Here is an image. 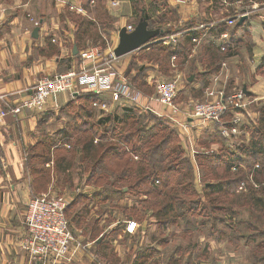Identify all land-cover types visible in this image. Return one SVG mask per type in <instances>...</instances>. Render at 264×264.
<instances>
[{
    "label": "crops",
    "instance_id": "crops-1",
    "mask_svg": "<svg viewBox=\"0 0 264 264\" xmlns=\"http://www.w3.org/2000/svg\"><path fill=\"white\" fill-rule=\"evenodd\" d=\"M77 9L84 13H78ZM142 16L147 17L151 30L170 33L154 42L171 49L166 62L174 75L170 80L178 79L180 83L177 75L187 73L188 86H191L187 93L196 92V96L185 97L180 109L188 111L187 107L205 100L207 88L213 79H218L217 89L225 95L241 91L251 102L250 117H262L264 0H0V112L5 113L0 117V264H41L20 248L25 235L23 216L33 196L25 156L33 145L44 113L59 111L68 103L70 95L58 96L41 112L13 114L11 109L29 98L39 79L81 69L80 54L90 46L104 54L113 52L119 42V31L129 26L135 28ZM229 19L235 20L233 26L227 25ZM224 25L227 28H222ZM35 29H38L36 37L33 36ZM192 29L199 30L196 43L193 39L191 42L182 39ZM224 33L228 34L226 43L230 44L226 58L216 73H210L211 56L221 52L220 37ZM189 45L192 48L184 51ZM139 50L124 57L125 75L140 93L139 104L160 113L162 107L151 100L159 81L153 85L152 94L148 93L147 85L142 93L132 83L136 77L131 67L133 58L137 67L144 65L149 86L158 68L147 59L139 60ZM177 56L181 57L180 61ZM96 97L98 102L93 104L99 111H103L99 108L101 103L107 104L109 113L136 106L130 100L114 101L107 92ZM78 244L79 247L74 246L76 253L70 264H98L90 244ZM160 260V263L167 262V258Z\"/></svg>",
    "mask_w": 264,
    "mask_h": 264
},
{
    "label": "rangeland",
    "instance_id": "rangeland-1",
    "mask_svg": "<svg viewBox=\"0 0 264 264\" xmlns=\"http://www.w3.org/2000/svg\"><path fill=\"white\" fill-rule=\"evenodd\" d=\"M92 48L94 47L90 46L88 49ZM124 57L125 56L120 60H123ZM173 76L174 75L171 74V71L165 64L162 69L160 68L158 70L157 68V72L153 73V77L155 78L151 83L152 86H149L145 78V89L148 86V93L152 94L154 88L153 85L155 83L158 81H168ZM177 76H179V88L181 89L178 94L179 99L177 100V105L179 106L185 102V97L188 94L190 96H196V92L193 91L187 93V90L191 87L187 85V73H183V76ZM195 76L197 77V75ZM79 105L80 104L74 102L70 109L63 112L61 111V113L55 111L50 115L49 119L37 129L34 134L33 145L39 143L41 146L37 149L35 148L33 151L35 155L33 159L35 161L31 165L36 173H32V176H30L31 179L32 177L34 179L35 175V183L39 188L35 195L50 193L65 197L69 203H72L66 214L70 221L69 227L73 238L78 243L90 244L91 249L97 254H95V257L97 256L98 264H130L133 261L132 256L135 255L136 251L139 252L141 257L146 256L144 257L146 260L142 264H149L150 260H152L151 264H164L160 263V259L167 258L168 260V255L176 248L175 245L184 247L180 252L185 251L184 249L186 246L187 248H190V257L193 260L192 264H249L248 258H250V247L241 244L237 245L232 241H228V237L223 234L226 232L228 233L227 227L229 226L230 220L233 224V222L237 223L241 219H246L247 212L239 207L240 212H244V214H240L237 211V208H233L232 210H236V213H238L236 218L232 215V218H230L231 213L228 211H223L221 213V215H224V219L221 218L222 221H224L223 224L227 227L224 228L219 224L217 226L218 233L214 235H210L209 231H206L209 228L208 226L212 223L204 218L201 211H196V214L190 217L193 224L188 227V230L186 229L187 225H185L182 220H177L174 224L169 222L163 226V228L159 229L156 224L152 223L154 221L152 218L149 217L148 219V213H146L147 218L143 223L139 224V220L135 216H133L132 220H129L128 216L130 209L137 207L138 212H143L145 206L143 204L139 205V202L145 201L142 194L148 186H141L137 192V189L134 191H128L127 188L124 187L127 185L126 183L117 184L116 188L124 187L122 189V195L117 194L116 190L104 189L100 186L102 184H109L108 186L115 185H112V182L116 178L112 171L119 173L121 172L119 171L120 169L127 167L125 161H122V157H119V161L116 159L107 160L105 166H103L105 168L98 169L100 175H95L89 180L91 173L89 163L88 165L82 164L79 160L81 155L76 153L77 148L73 151L70 149V146L76 143L80 145L82 143L80 140L85 135L89 134L86 133V131L84 132L85 127H88V125L85 124L83 120L76 121L74 117ZM190 107L191 106H189V108L187 107V109L190 110ZM138 109H140L139 115L142 118L141 125L144 126L146 132L153 127L161 128V132L156 137V142H159L160 139L170 133L169 127L163 118H159L156 115L154 116V114L149 115L152 113L146 111L145 106H141V108ZM251 110V106L246 108L243 113L244 119L242 118L243 120L241 121L238 132L233 136H223L218 132L219 127H216L213 124H204L192 130L191 146L195 153L197 152L196 154L194 153L195 155L191 153L190 146L188 147L186 143H183L182 141L180 142L176 139L179 141L180 145L177 152L181 151V154L176 158L179 163L182 162L183 165L182 169L180 168V172L174 175V180H172L171 183L173 182L174 185V183L182 181L183 184H187L192 194L190 198L195 202L204 203L207 195H211L204 190V184H212L214 182L222 183L223 181H228L230 176L233 177V175L227 176L224 173L225 164L212 163L213 156H217V154L219 155L221 151L229 152L232 156L231 159L234 166H241L245 169V176L248 179L251 178V174H248L249 170L246 169L247 167H245L244 162H246V159L247 161H250L249 158H251L252 155L250 153L243 154L241 152L246 150L251 144L252 132L258 127L257 124L260 121L257 117V119H252L250 117ZM95 111L99 112L97 109H95ZM119 111L120 109H117L110 113H104L106 115L115 114L116 116L119 115ZM89 121H92V126L94 120L92 119ZM106 127H108V125ZM176 140L173 138L168 144L175 148L177 147ZM96 141H98L97 136L95 137L94 142ZM54 143H56V145H54ZM126 148L129 147L126 145ZM47 150L50 153V155H48L49 161L43 164L40 159L44 160V155ZM126 153L130 155L128 156L130 157L128 159V166L132 172L129 174V178H132L136 174L137 168H139L138 165L140 160L133 153L129 151ZM198 153L205 158H201L200 156L197 157ZM172 157L174 158V156ZM57 158H62L63 161L59 162L56 166L55 161H57ZM69 160H71L70 170L66 173L61 172L60 170L66 166L63 162ZM228 162L229 165H233L231 161ZM228 162H226V165H228ZM256 163L258 164L259 161L254 164L256 165ZM129 178H124L122 181ZM158 184L159 183L156 181L154 186L159 187L160 185ZM227 189L228 192L226 194L227 196H225L226 199L222 196H218L217 199H215V203L220 202V205L222 206L227 205V199L229 200L227 197H229V194L234 191L232 188V192H230L228 186ZM236 191L246 193L247 189L245 182H242L236 188ZM208 198L211 199V197ZM172 215H174V211L172 212ZM147 219L149 221H146ZM131 221L140 226L139 229V226L137 225L140 233L138 231L130 237L125 234V228ZM204 221H206V225L204 224ZM203 225H205L206 230H203ZM197 226H200L201 229L197 230ZM147 229L149 232H147ZM99 241L101 245L97 246L96 244H98ZM160 242L165 243V249L156 246ZM148 243H154L152 248L153 251L149 252L146 250L145 246ZM138 247L141 249L139 248L140 250H135ZM158 247L159 249H157Z\"/></svg>",
    "mask_w": 264,
    "mask_h": 264
},
{
    "label": "trees",
    "instance_id": "trees-1",
    "mask_svg": "<svg viewBox=\"0 0 264 264\" xmlns=\"http://www.w3.org/2000/svg\"><path fill=\"white\" fill-rule=\"evenodd\" d=\"M147 20V17H144ZM157 29H162L161 26H157ZM222 28H227L225 25ZM163 30V29H162ZM199 31V30H197ZM195 30H190L189 32L185 33L184 38L186 41L191 42V40H195L198 36V32ZM167 32H161L160 35L152 40L149 44L144 46L139 50L140 55L138 56L139 60L145 61V59L155 63L158 66V70L163 68L166 64L168 57L171 56V49L169 47L163 46L161 43H154L155 40L159 38H165L168 36ZM174 36V34H173ZM154 43V44H153ZM230 44L222 42V46H224L225 50L221 52L218 51L216 54L211 56L213 59V63L210 64L211 70L210 73L217 72V68L219 67L220 63L226 58V52L228 46ZM192 45H189L188 48L184 47V51L191 49ZM157 53V54H156ZM178 58L180 61L181 57ZM131 67L136 72V77L133 78L132 83L134 86L139 89L142 93L145 90V72L146 69L144 65L138 66L136 65L135 59L131 63ZM213 67V68H212ZM203 75H201L202 77ZM188 85V84H187ZM96 95L87 92H79L77 95L70 96V100L66 105L60 107L59 113L61 111H65L70 109L73 106V103L80 104L77 108V113L74 114L76 121H81L88 125L85 127L84 132L89 133L85 135L80 141L82 142L80 145L78 143L70 146L71 151L77 148V154L81 155L79 159L80 162L84 165H88L90 168V178H93L95 175L99 176L100 172L98 171L99 168H105L107 160H118L119 157H122V161H125L127 167H123L120 169L119 173L112 171L113 175L116 176L112 185L108 186L106 184H102L104 189H111L116 190L117 194L122 195V189L125 187L128 191H134L139 188L146 187V190L143 192V197L145 201L139 202L143 204L145 207L143 208V212H138L137 207L130 209L128 219L132 220L133 216L138 218V222L143 223V221L147 218L146 213L149 214V217L152 218L154 221L153 224H156L159 229L163 228L166 224L176 223L177 220H182L188 230V227L192 226V221L190 219L191 216L196 214V211H201L203 213L204 218H206L212 224L208 226L209 228L206 230V221H204L203 230L205 229L207 232L209 231L210 235H214L218 233L217 226L220 224L222 227L226 228L223 224L224 215H221L223 211H228L230 214V218L234 216L237 217V211L240 214H244L240 212V209H244L247 212V217L244 220H239L237 223L233 224L229 223L228 233H223L228 237V241H232L237 245H246L249 246V257L248 262L249 264H264V113L261 112L262 117H260V121L257 124L256 131L252 132L251 139L252 142L248 146L246 150L241 151L243 154L250 153L252 155L250 161L244 162L246 169L249 170L248 174H251V178H247L245 176V169L241 166H234V163L231 159V154L229 152H220L217 156H213L212 163L214 164H225L224 166V173L230 176L228 181H223L222 183H212V184H204V190L209 192L211 195H207V198L204 203L195 202L192 196L188 185L183 184L182 181H178L177 183L173 182L174 175L180 172V168L182 169L183 163L177 160V156L181 154V151H178L180 148L179 141L181 142V138L178 135L177 131L173 129L171 126L167 124L169 127L170 133L160 139L159 142H156V137L161 132L160 127H153L152 129L147 130L146 132L144 126L141 125L142 118L140 117V109L138 108H131L125 107L121 108L119 111V115L110 114L106 115L103 111H95L94 107L92 106L93 103L98 102L96 99ZM179 99V98H178ZM177 103V102H176ZM263 109V108H262ZM119 110V109H118ZM95 112V113H94ZM53 111L45 112L43 115L42 120L38 123V128L43 125L47 119H49L50 115L53 114ZM80 114V115H79ZM105 115V117H104ZM153 115V114H149ZM96 116V117H95ZM155 116V115H154ZM154 118V117H153ZM160 118V117H159ZM94 120L93 125L91 126L92 121ZM228 117L225 121H228ZM90 122V123H88ZM108 125V127H106ZM98 137V141L94 142L95 137ZM175 136V137H174ZM173 138L178 139L175 141L177 147H172L168 144ZM59 141V139H58ZM45 144L44 142H42ZM56 145V143H54ZM51 145V146H54ZM126 145L129 148H126ZM41 144L37 143L36 145H32L29 147V150L26 152L25 156V165L26 170L32 176V173H36L35 169L32 167V163L35 161L33 158L35 157L33 151L34 149L40 147ZM124 146V147H123ZM175 146V145H174ZM69 149V150H70ZM131 152L135 156L138 157L140 160L139 165L136 170V174L134 177L129 178V174L132 172L130 167L128 166V159L130 155L126 152ZM65 151V150H64ZM70 151V152H71ZM50 155L49 151L44 155V160H42L43 164L49 161ZM174 156V158L172 157ZM200 156V153L197 154V157ZM201 158H205L204 156H200ZM231 161L233 165H229L228 161ZM62 158H57L55 161L56 166L59 162H62ZM253 161V163H252ZM259 161L256 165L255 162ZM58 162V163H57ZM228 162V165H226ZM66 164L65 168L60 170L63 173H66L71 168V160L63 162ZM130 163V162H129ZM253 164V165H250ZM255 165V166H254ZM81 166V165H80ZM252 166V167H251ZM82 168V167H81ZM106 171V170H105ZM98 172V173H96ZM34 175V174H33ZM41 176V175H40ZM124 178H129L122 181ZM36 177L34 175V179L32 177V192L33 196L35 195L36 191L39 190L35 183ZM182 180V179H181ZM158 182L160 185L154 186L155 182ZM249 181V182H248ZM245 182L247 192L243 193L240 191H236V188L242 183ZM126 183L123 188H116L117 184ZM170 183V184H169ZM173 186H172V185ZM36 186V187H35ZM172 186V187H169ZM227 186L229 191L233 188V192L229 194V200L227 199V205H220V202L215 203V199L218 196H222L226 199L227 196ZM169 190V191H168ZM140 194V193H139ZM216 197H213V196ZM208 197H211L209 199ZM213 197V198H212ZM166 198V199H165ZM168 198V199H167ZM160 199V200H159ZM72 203H69L68 207L66 208V212L71 206ZM240 209H239V208ZM233 208H237L236 210H232ZM125 211V210H124ZM174 211V215L172 212ZM127 212V211H125ZM142 215V216H141ZM232 215V216H231ZM66 218L67 214H66ZM172 218V219H170ZM222 218V219H221ZM146 221H149V220ZM69 221V219H68ZM70 222V221H69ZM132 222V221H131ZM137 224V223H136ZM154 225V226H156ZM70 226V224H69ZM201 226V225H200ZM200 226H197V230L201 229ZM140 229V228H139ZM135 231L134 233L138 232ZM147 232L149 230L147 229ZM133 233V234H134ZM140 233V232H139ZM125 234L129 235L130 237L133 234H129L125 231ZM97 246H100V241ZM154 243L146 244V250L153 251ZM156 246L163 247L165 249V243L160 242ZM175 249L168 255V260L166 264H192L193 260L190 257L191 251L190 248L184 249L185 251L180 252L183 250L184 247L180 245H175ZM140 247L136 248L135 250H140ZM156 253V251H155ZM181 253V254H180ZM133 257L132 264H142L146 258V256L139 255V252L136 251ZM141 257V258H140ZM143 258V259H142ZM185 261V262H184ZM184 262V263H183Z\"/></svg>",
    "mask_w": 264,
    "mask_h": 264
},
{
    "label": "built area",
    "instance_id": "built-area-1",
    "mask_svg": "<svg viewBox=\"0 0 264 264\" xmlns=\"http://www.w3.org/2000/svg\"><path fill=\"white\" fill-rule=\"evenodd\" d=\"M77 12L84 13L82 9H77ZM31 21L34 26H38L36 21ZM234 24V19L227 21L228 26ZM126 30L130 33L134 28L129 26ZM220 38L226 43L228 34L224 33ZM221 50H225L224 46ZM122 58L115 57L113 52L104 54L99 48L87 49L80 54L81 69L39 79L29 98L20 106L11 109V113L41 112L48 102H54L58 96H73L81 91H88L97 96L107 92L114 101L130 100L139 108L140 93L128 81L123 65L124 59L120 60ZM217 80L213 79L212 85L207 88L206 99L192 105L188 111H183L176 103L179 92L178 79L161 81L155 85V95L151 100L162 107L160 113L145 107L146 111L163 118L175 129L181 141L190 146L192 154L195 153L191 146L192 130L204 124H213L219 126L223 136H233L238 132L243 113L251 103L241 91L225 95L222 90L216 88ZM96 106L93 104V107ZM99 108L108 112L105 103H101ZM4 116L5 113L0 112V117ZM227 117L229 120L225 121ZM68 205L65 197L50 193L34 195L29 199L23 216L25 235L20 248L28 253L31 259L41 264L73 262L76 253L74 246L77 248L79 244L74 240L66 218ZM136 227L135 222H129L126 232L133 234Z\"/></svg>",
    "mask_w": 264,
    "mask_h": 264
},
{
    "label": "water",
    "instance_id": "water-1",
    "mask_svg": "<svg viewBox=\"0 0 264 264\" xmlns=\"http://www.w3.org/2000/svg\"><path fill=\"white\" fill-rule=\"evenodd\" d=\"M37 32L38 29H35L33 32L34 37H36ZM160 33L159 30H151L148 22L142 16L132 32L128 33L126 28H122L119 31V42L113 54L115 57H123L131 54L156 39ZM74 54H76V49H74Z\"/></svg>",
    "mask_w": 264,
    "mask_h": 264
}]
</instances>
